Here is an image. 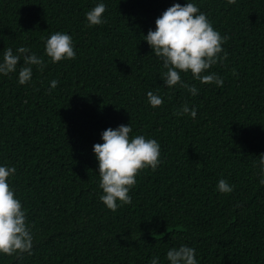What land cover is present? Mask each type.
Here are the masks:
<instances>
[{"label": "trees", "instance_id": "trees-1", "mask_svg": "<svg viewBox=\"0 0 264 264\" xmlns=\"http://www.w3.org/2000/svg\"><path fill=\"white\" fill-rule=\"evenodd\" d=\"M188 2L230 37L228 59L205 73L222 87L181 72L196 96L164 85L166 69L144 39L164 11ZM99 3L107 22L89 27ZM56 32L72 37L75 59L47 57ZM22 46L47 66L33 65L25 85L23 60L0 74V166L16 168L8 183L34 239L31 255L0 254V264H169L167 251L181 245L195 248L198 264H264V0H0V62ZM185 103L195 118L173 115ZM122 124L130 138L155 139L162 163L142 169L132 203L113 212L99 199L93 146ZM221 179L231 193L217 190Z\"/></svg>", "mask_w": 264, "mask_h": 264}, {"label": "clouds", "instance_id": "clouds-1", "mask_svg": "<svg viewBox=\"0 0 264 264\" xmlns=\"http://www.w3.org/2000/svg\"><path fill=\"white\" fill-rule=\"evenodd\" d=\"M227 3L235 4L236 0H227ZM105 11L104 3H99L88 11V26L106 23L103 19ZM155 23L156 30L149 29L144 39L166 69L161 75L164 85L168 88L179 85L192 96H196L198 88L194 84L185 83L181 78V72H191L193 79L202 84L214 83L223 86V78L216 73H205L212 66L228 59V53L222 45L230 37L222 36L216 31L205 13L193 3H175L164 11ZM45 54L52 63L75 59L72 37L62 32L52 34L46 39ZM21 60L23 65L19 69L18 77L21 85L31 81L33 65L38 66L41 71L47 66L44 59L32 53L28 47H19L15 52L8 47L3 52V61L0 62V74L15 72ZM237 74L233 68L232 75ZM58 83V80L51 81L49 93ZM147 98L153 108L163 104V99L152 91L147 93ZM173 115H190L195 118L197 111L195 108L190 109L185 103L176 109ZM131 132V124H122L116 129L108 128L102 133L104 143L93 146L99 164V187L103 190L99 199L113 212L132 203L129 192L136 185L139 172L149 167L155 171L162 163L159 143L155 139H146L143 135L130 138ZM259 165L262 175L260 183L264 185V154L259 156ZM15 173V167L0 166V254L31 255L34 239L32 226L26 222L27 212L8 183L9 177ZM217 190L222 194L231 193L233 186L221 179ZM166 258L169 264H198L195 248L187 245L169 249ZM150 264H159L158 257H153Z\"/></svg>", "mask_w": 264, "mask_h": 264}]
</instances>
